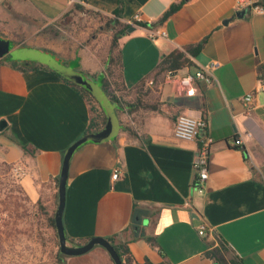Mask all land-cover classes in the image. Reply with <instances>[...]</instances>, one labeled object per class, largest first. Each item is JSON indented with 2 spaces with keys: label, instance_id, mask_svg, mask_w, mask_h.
<instances>
[{
  "label": "crops",
  "instance_id": "obj_1",
  "mask_svg": "<svg viewBox=\"0 0 264 264\" xmlns=\"http://www.w3.org/2000/svg\"><path fill=\"white\" fill-rule=\"evenodd\" d=\"M13 1L15 11L27 17L56 20L81 6L135 27L118 39L113 52L121 62V86L116 87L117 79L107 70L112 31L103 40L98 35L65 51L17 43L14 25L0 23V35L13 42V49L46 51L99 83L115 100L118 134L86 142L71 157L62 213L67 240L83 244L101 236L125 244L135 264H264V98L256 94L250 109L242 101L264 84L259 70L264 12L254 8L264 6V0H252L250 6L237 0H184L160 24L154 23L180 0ZM0 13L13 20L1 5ZM201 40L197 53L189 55L192 64L177 71L192 73L216 62V82L208 86L199 80L195 94L180 95L165 71L158 72L159 64L172 50ZM95 108L102 122L103 109ZM183 113L206 119L198 138L174 136L175 119ZM91 116L88 100L52 68L0 58V120L6 121L0 130V161L14 166L29 200L39 201L53 216L64 150L88 133ZM105 122L106 116L99 129ZM202 136L213 141L208 178L199 193L193 188L194 162ZM235 138L241 139L239 145ZM114 168L120 170L115 180ZM201 223L207 226L204 236L197 233ZM67 264L114 262L95 245L68 256Z\"/></svg>",
  "mask_w": 264,
  "mask_h": 264
},
{
  "label": "rangeland",
  "instance_id": "obj_2",
  "mask_svg": "<svg viewBox=\"0 0 264 264\" xmlns=\"http://www.w3.org/2000/svg\"><path fill=\"white\" fill-rule=\"evenodd\" d=\"M13 2L0 1L2 9L13 16L12 20L0 13V23L14 25L17 43L72 51L92 37L100 35L103 40L111 31L107 20L87 10H72L56 20H47L40 14L27 17L15 11ZM7 55L11 59L16 54ZM50 216L53 215L47 207L29 200L14 166L0 161V264H67L68 256L58 253V238L49 223Z\"/></svg>",
  "mask_w": 264,
  "mask_h": 264
},
{
  "label": "water",
  "instance_id": "obj_3",
  "mask_svg": "<svg viewBox=\"0 0 264 264\" xmlns=\"http://www.w3.org/2000/svg\"><path fill=\"white\" fill-rule=\"evenodd\" d=\"M134 30L135 27L130 26L127 29V33H131ZM9 53L16 54L14 55L13 59L31 60L47 65L73 83L89 90L101 105L106 116V122L104 126L97 131L88 132L81 135L64 150L58 179V204L54 212V223L58 238L59 250L62 254L66 256H78L85 254L95 245H100L107 251L114 264H123L113 244L107 238L94 236L83 244H71L67 240L62 222V213L65 203V189L71 157L76 149L86 142H103L111 140L118 134L120 129V120L115 110V103L111 101L99 83L88 78L81 72H78L72 66L63 64L52 54L32 47H20L13 49L11 46V40L0 35V58ZM5 125L6 121L1 119L0 130H2Z\"/></svg>",
  "mask_w": 264,
  "mask_h": 264
},
{
  "label": "built area",
  "instance_id": "obj_4",
  "mask_svg": "<svg viewBox=\"0 0 264 264\" xmlns=\"http://www.w3.org/2000/svg\"><path fill=\"white\" fill-rule=\"evenodd\" d=\"M238 5L250 6L252 5V0H237ZM257 12H264V6H255ZM137 17V15L135 16ZM161 36L165 35L164 31L160 32ZM217 65L216 62H211L209 64L200 66L195 69L192 73L187 72L184 74L179 73L177 70H165L164 76L168 81H172L175 84L176 92L180 95L188 94L192 95L197 92V82L202 80L206 85H212L216 82V78L213 74V69ZM261 94L264 98V84H261L259 88L247 92L243 98V104L247 109L253 104L256 94ZM207 121L203 117H196L190 114H179L177 115L173 134L175 137L184 140H194L200 136L201 131L206 127ZM212 138L209 136H202L200 138V144L197 150L196 159L194 162V169L197 174L195 181L193 183V188L199 193L204 191V185L208 178V156L210 152V147L212 144ZM241 143L240 138H235L234 144L239 145ZM120 176V170L114 168L111 174L113 180ZM207 231V226L201 223L197 227V233L204 236Z\"/></svg>",
  "mask_w": 264,
  "mask_h": 264
},
{
  "label": "trees",
  "instance_id": "obj_5",
  "mask_svg": "<svg viewBox=\"0 0 264 264\" xmlns=\"http://www.w3.org/2000/svg\"><path fill=\"white\" fill-rule=\"evenodd\" d=\"M183 2H184V0H180L177 3H173L168 8V10H166L164 12V14L159 18V20L157 22H155L154 24H160L163 21H165L167 19V17L170 14H172ZM76 9L82 10L83 8L81 6H76ZM87 11L94 13L93 11H89V10H87ZM115 14L118 15L119 11L118 10L115 11ZM107 21H108L109 28L112 31V38H111V42H110L109 54H108V59H107L109 66H108L107 70H108V73L110 76L117 79V80H115V86L120 87L121 86L120 57H119V55H117V57L115 58L113 55V52L118 47V39L127 32L129 25L120 22L117 18H110V19H107ZM203 41L204 40H201V41H199L197 43H193V44H187V45L183 46V49L177 48V49L172 50L168 54L164 55L160 64H159V71L158 72L161 73L165 70H178V69L183 68L184 66L191 65L192 62L189 59V55L194 56L197 53V51L200 49V47L202 46ZM112 67H114V69H115L114 71L112 70L113 69ZM259 70L262 71L261 81L264 83V64L259 66ZM57 75H59L66 82L75 86L77 88V90L88 100V102L91 106L92 116H91V122L89 124V128L87 129V131L89 132V131L99 129L105 121V115L102 111L103 119L101 122L99 114L96 112L97 109L95 108L96 104L99 107H101V106L99 105V103L95 99V97L92 95V93L89 90H87L86 88L74 84L73 82L64 78L60 74L57 73ZM144 81H145L144 79L141 80V82L139 83V86H142L144 84ZM104 82L107 85V81L105 80ZM111 100L115 101L114 98H112V97H111ZM128 106H129V104H128ZM123 129H125L131 135L134 134L133 130L127 125H123ZM1 163L5 164L7 166H12V164H9V163L3 162V161H1ZM36 204H41V203L38 201ZM48 220H49L50 225L53 228H55L54 216H50L48 218ZM108 240L112 243V241L110 239H108ZM70 242L72 244L74 243L73 240H70ZM113 246L116 249L117 253L119 254L123 264H135V263H133L132 257L130 256L129 250L125 244H120V245L113 244ZM58 253L60 256H66V255L62 254L60 252V250L58 251Z\"/></svg>",
  "mask_w": 264,
  "mask_h": 264
}]
</instances>
